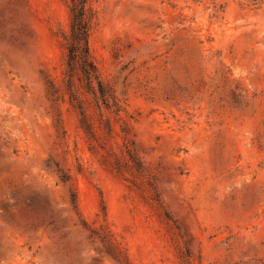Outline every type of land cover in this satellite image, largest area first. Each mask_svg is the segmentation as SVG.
Masks as SVG:
<instances>
[{"label": "rangeland", "instance_id": "1", "mask_svg": "<svg viewBox=\"0 0 264 264\" xmlns=\"http://www.w3.org/2000/svg\"><path fill=\"white\" fill-rule=\"evenodd\" d=\"M69 3L0 0V264H264V0H92L107 102Z\"/></svg>", "mask_w": 264, "mask_h": 264}, {"label": "trees", "instance_id": "2", "mask_svg": "<svg viewBox=\"0 0 264 264\" xmlns=\"http://www.w3.org/2000/svg\"><path fill=\"white\" fill-rule=\"evenodd\" d=\"M68 8L71 15V28L70 33L64 37V76L66 86L74 93H77L74 79L81 72L87 80H95L97 82L102 99L107 102L89 47V39L95 17L92 0H70ZM79 109L81 110V116L85 118L83 103H79ZM83 122L86 124L85 119H83Z\"/></svg>", "mask_w": 264, "mask_h": 264}]
</instances>
